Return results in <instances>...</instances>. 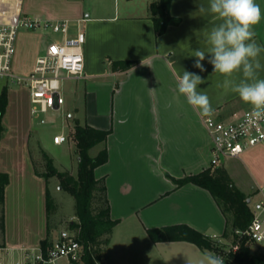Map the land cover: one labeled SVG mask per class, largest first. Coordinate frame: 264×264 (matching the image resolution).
I'll return each instance as SVG.
<instances>
[{"label":"crops","instance_id":"obj_1","mask_svg":"<svg viewBox=\"0 0 264 264\" xmlns=\"http://www.w3.org/2000/svg\"><path fill=\"white\" fill-rule=\"evenodd\" d=\"M152 1L145 0L142 9L127 6L122 13L117 8L95 10L84 0H0V19L11 22L32 14L68 19L83 27L85 72L71 78L86 82L85 114L80 120L79 108L75 107L68 118L111 131L106 140L108 160L95 169L97 178H105L111 218L117 220L105 263L207 264L210 253L196 244L183 240L153 242L147 233L148 228L184 223L212 238H221L226 227L225 215L207 189L192 183L177 186L173 179L207 169L211 158L204 116L178 92L175 76L184 70L200 75L205 83L198 88L207 93L218 118L250 106L237 94L217 87L224 77L213 72L207 58L202 61L206 71L194 67L192 52L209 47L204 34L220 23L215 15L198 11L199 5L207 8L209 0H172L171 14L181 22L158 36L150 17ZM260 28L255 26L256 40L264 45ZM43 37L32 31L17 38L15 73L27 74L33 69L45 46ZM23 49L29 54L26 67L19 62ZM114 61L136 64L123 70L114 68ZM261 63L264 65V54ZM260 77L264 78V68ZM18 91H26V119L15 114V124L8 125L0 142V172L9 174L5 230L0 231L4 264L24 261L26 252L38 250L47 237V182L35 173L31 139L40 137L48 151L61 146L53 138L62 131L51 135L48 128L34 125L29 91L23 86ZM11 93L8 89L7 108L16 104ZM71 142L69 149L74 152ZM62 157V162L72 160V152ZM221 166L235 186L252 197L264 185V144L238 157L224 158Z\"/></svg>","mask_w":264,"mask_h":264},{"label":"trees","instance_id":"obj_2","mask_svg":"<svg viewBox=\"0 0 264 264\" xmlns=\"http://www.w3.org/2000/svg\"><path fill=\"white\" fill-rule=\"evenodd\" d=\"M172 0H153L150 3V17L154 22L156 35L163 34L171 25L181 22L179 17L173 16L170 11ZM136 61H114V68L127 70L133 67ZM8 105V88L5 86L0 93V142L6 131L3 122ZM111 131L98 129L87 123L82 124L75 120L69 133V139L74 143L78 156L77 174L70 170H60L54 159L41 148L45 160V171H41L38 162L33 156L35 173L45 178L47 182L46 206L48 216L47 237L42 240L41 247L46 250L51 243V227L49 214L51 210L49 179L56 176L61 180L63 188L75 199V216L77 220L71 221L69 226L84 244L83 264H105L107 246L117 220L111 218L110 204L107 196L105 178H97L95 169L107 162L108 150L106 140ZM102 144L95 155L90 150ZM177 186L192 183L207 189L219 204L226 218L225 231L222 237L234 235L232 245L236 249L222 250L217 245L215 238L199 230L181 223L163 227L148 228L147 233L153 242L183 240L196 244L202 250L223 257L224 264H264V254L253 252L250 241L246 236L236 233L244 230L250 223L252 214L249 199L239 190L227 170L222 166L208 167L197 173L181 178H173ZM9 182V174L0 172V231L5 230V188ZM3 244L0 243V247Z\"/></svg>","mask_w":264,"mask_h":264},{"label":"built area","instance_id":"obj_3","mask_svg":"<svg viewBox=\"0 0 264 264\" xmlns=\"http://www.w3.org/2000/svg\"><path fill=\"white\" fill-rule=\"evenodd\" d=\"M72 22L68 19H51L40 15L24 14L15 21H0V78L26 87L30 95L32 118L45 124V114L57 112L64 103L63 80L81 77L85 72V32L79 23L72 35ZM21 29L33 32L54 33L51 40L36 57L33 69L27 74L14 72L16 43ZM250 107L234 111L227 118L204 117L210 136V166H221L224 158L240 156L247 149L264 144V121L248 124ZM241 125H245L241 128ZM68 136H54L56 144L67 141ZM252 218L244 230L237 234L246 236L256 244H264V185L249 199ZM234 249L237 246H233ZM84 244L71 228L60 230L58 236L44 250L27 251L25 259L17 264H83ZM0 264H4L0 258Z\"/></svg>","mask_w":264,"mask_h":264},{"label":"clouds","instance_id":"obj_4","mask_svg":"<svg viewBox=\"0 0 264 264\" xmlns=\"http://www.w3.org/2000/svg\"><path fill=\"white\" fill-rule=\"evenodd\" d=\"M200 13L215 15L220 23L204 34L207 49L193 51L194 67L206 71L202 61L207 58L213 72L224 79L217 87L225 92L238 95L250 106L246 123L264 121V78L260 71L264 68L261 55L264 45L256 40L255 26L264 20V10L256 0H209L208 7L199 5ZM178 92L201 116L212 117L214 108L209 96L198 88L205 80L196 73L183 71L175 76ZM245 125H241L244 128ZM207 264H224L223 257L208 254Z\"/></svg>","mask_w":264,"mask_h":264},{"label":"rangeland","instance_id":"obj_5","mask_svg":"<svg viewBox=\"0 0 264 264\" xmlns=\"http://www.w3.org/2000/svg\"><path fill=\"white\" fill-rule=\"evenodd\" d=\"M86 4H90L93 6L95 10H114L115 8L119 9L122 13L124 12V9H126L127 6H130V8L138 7L140 9L143 8L145 4V0H84ZM256 2L260 5L261 9L264 10V0H256ZM0 21H5L1 20ZM72 33L76 32V28L78 23H72ZM261 28V33L264 35V20H261V22L258 24ZM27 32H32L30 30L21 29L18 34L19 37H23ZM44 35V43L47 44L51 40H54L57 38V35L54 33H42L38 32ZM264 37V36H263ZM27 49H23V56L19 59V62L21 65L26 67L28 65V53ZM89 82V81H88ZM85 81L83 80H77L74 78H69L63 80V86L61 89L62 96L64 98V103L59 108L58 112H48L45 114L46 123L45 124H38L37 119H33V124L36 126H40L42 128H48L50 134L52 135L53 132L61 130L63 134L69 135L71 132V128L73 126L74 120L68 118L69 114H72L74 112V108L78 107V113L77 117L80 118V120L84 119L85 114ZM7 86L8 89H10V92L12 94V98H16V104L11 105V107H8L5 112V122L4 124L6 129L9 125L11 126V123L13 125L15 124L14 118L15 114H18V117H20L22 120L26 119V112H27V103L28 98L26 94V91L19 92L20 85L12 82L11 80L7 78H0V93L2 89ZM77 89V90H76ZM76 90V91H75ZM13 118V122L11 119ZM3 138V137H2ZM40 137L35 139V137H32L31 139V147L33 156L38 162L39 169L41 171H45V160L41 152V148H43V145L40 143ZM71 140L69 139V136L67 138V141L62 143L61 146L56 148H50V150H45L47 153L54 159V164L60 169H67L71 171L72 174H77L78 170V156L74 148V152L72 149H69V144ZM72 143V142H71ZM5 144H10V140L8 139ZM6 148V147H4ZM99 150V147L96 146L90 150L91 155H95L97 151ZM70 151L72 152V160L66 159L64 162L60 161V158L62 155L69 156ZM61 155L60 158H57V155ZM56 155V157H55ZM63 158V157H62ZM49 192H50V201H51V210L49 214V221H50V227H51V238L54 239L58 236L60 230L65 228H70L69 224L71 221L77 220L75 216V199L74 197L66 191L62 184L61 180L56 177H50L49 179ZM158 186V185H157ZM234 235L230 234L228 237H214L217 245L222 248V250L229 251L230 249H234L232 243L234 240ZM250 248L253 252L257 253H263L264 254V244H256V243H249ZM107 258V255H106ZM105 262V261H104ZM106 264V263H105Z\"/></svg>","mask_w":264,"mask_h":264}]
</instances>
